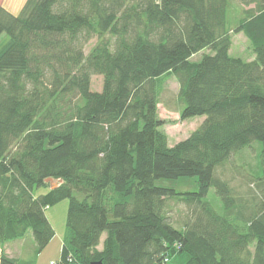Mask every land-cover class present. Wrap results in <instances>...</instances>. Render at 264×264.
I'll list each match as a JSON object with an SVG mask.
<instances>
[{
	"label": "trees",
	"instance_id": "trees-1",
	"mask_svg": "<svg viewBox=\"0 0 264 264\" xmlns=\"http://www.w3.org/2000/svg\"><path fill=\"white\" fill-rule=\"evenodd\" d=\"M242 1L254 6L234 27L233 0L1 6L0 241L31 230L41 252L56 234L46 210L68 199L62 254L50 264H264V0ZM232 32L247 36L254 59L230 53ZM170 74L181 118L204 117L172 146L158 113ZM256 142L257 194L246 205L217 168ZM181 176L199 188L155 183ZM211 187L222 212L206 199ZM173 200L190 210L178 223ZM0 264L39 263L2 253Z\"/></svg>",
	"mask_w": 264,
	"mask_h": 264
},
{
	"label": "rangeland",
	"instance_id": "rangeland-1",
	"mask_svg": "<svg viewBox=\"0 0 264 264\" xmlns=\"http://www.w3.org/2000/svg\"><path fill=\"white\" fill-rule=\"evenodd\" d=\"M26 0H0V7L4 6L14 14H18L24 6ZM254 3H245L242 0H233L231 8L228 11V26L234 27L241 19L246 8L253 7ZM8 40V35L3 33L0 36V47ZM97 37L94 36L88 42L84 43V52L88 54L91 48L96 44ZM202 53V52H201ZM201 53L193 56L196 60L201 57ZM230 53L233 56L242 57L245 60H252L255 54L252 50L251 43L243 32H232V46ZM103 86V76L93 74L91 80L92 90H101ZM159 92L160 102L158 103L159 116L165 120L161 129L167 134L169 145H174L177 142L187 138L203 121V116H195L188 119H182L180 110L183 103L179 101V82L175 75H166L161 82ZM259 144L256 142L251 148H244L230 157V159L222 166L217 168L219 176L228 179L233 186L235 192L241 196L242 203L250 205L256 194L257 187L254 183L253 176L258 174L257 152ZM254 174V175H253ZM155 183L159 186L174 188L178 191H191L199 188L197 176H181L178 178H158ZM45 187L41 188L44 191ZM206 199L209 200L214 207L219 211H223V205L216 189L211 187ZM245 203H244V202ZM69 200L63 199L60 202L52 205L55 210L52 216L53 221L58 230L65 232L66 219L68 213ZM168 216L171 221L178 223L186 217L190 210L183 202L175 200L170 201L168 207ZM29 234H32L30 230ZM52 246V245H50ZM49 252L51 249H48Z\"/></svg>",
	"mask_w": 264,
	"mask_h": 264
},
{
	"label": "crops",
	"instance_id": "crops-1",
	"mask_svg": "<svg viewBox=\"0 0 264 264\" xmlns=\"http://www.w3.org/2000/svg\"><path fill=\"white\" fill-rule=\"evenodd\" d=\"M51 209H53L52 206H50L46 212L56 230V234L45 249L41 252L37 251V245L33 234L30 235V231H28L27 234L21 238L8 240L4 243L0 241V254L5 253L21 261L34 260L39 264H50L51 261L59 260L62 254L63 239L66 231L63 233L57 229L52 218L55 210L51 212ZM48 249H51V251L49 252Z\"/></svg>",
	"mask_w": 264,
	"mask_h": 264
},
{
	"label": "water",
	"instance_id": "water-1",
	"mask_svg": "<svg viewBox=\"0 0 264 264\" xmlns=\"http://www.w3.org/2000/svg\"><path fill=\"white\" fill-rule=\"evenodd\" d=\"M48 181L51 182L52 187H56V186H57V183L54 182L53 179H50V180H48ZM91 264H103V263H102L101 260H98V261H93V262H91Z\"/></svg>",
	"mask_w": 264,
	"mask_h": 264
},
{
	"label": "built area",
	"instance_id": "built-area-1",
	"mask_svg": "<svg viewBox=\"0 0 264 264\" xmlns=\"http://www.w3.org/2000/svg\"><path fill=\"white\" fill-rule=\"evenodd\" d=\"M51 264H55V262H52Z\"/></svg>",
	"mask_w": 264,
	"mask_h": 264
}]
</instances>
